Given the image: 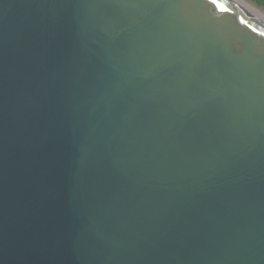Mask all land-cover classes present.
Returning a JSON list of instances; mask_svg holds the SVG:
<instances>
[{
	"label": "water",
	"instance_id": "obj_1",
	"mask_svg": "<svg viewBox=\"0 0 264 264\" xmlns=\"http://www.w3.org/2000/svg\"><path fill=\"white\" fill-rule=\"evenodd\" d=\"M218 2L0 0V264H264V20Z\"/></svg>",
	"mask_w": 264,
	"mask_h": 264
},
{
	"label": "bare ground",
	"instance_id": "obj_2",
	"mask_svg": "<svg viewBox=\"0 0 264 264\" xmlns=\"http://www.w3.org/2000/svg\"><path fill=\"white\" fill-rule=\"evenodd\" d=\"M235 1L264 20V13H262L260 10H258L257 8L246 2L245 0H235Z\"/></svg>",
	"mask_w": 264,
	"mask_h": 264
},
{
	"label": "rangeland",
	"instance_id": "obj_3",
	"mask_svg": "<svg viewBox=\"0 0 264 264\" xmlns=\"http://www.w3.org/2000/svg\"><path fill=\"white\" fill-rule=\"evenodd\" d=\"M258 10H260L262 13H264V0H245Z\"/></svg>",
	"mask_w": 264,
	"mask_h": 264
},
{
	"label": "snow or ice",
	"instance_id": "obj_4",
	"mask_svg": "<svg viewBox=\"0 0 264 264\" xmlns=\"http://www.w3.org/2000/svg\"><path fill=\"white\" fill-rule=\"evenodd\" d=\"M208 2L211 3L212 5H214L217 9H219L221 11H226L224 5L219 3L218 0H208ZM262 34H264V33H262Z\"/></svg>",
	"mask_w": 264,
	"mask_h": 264
}]
</instances>
